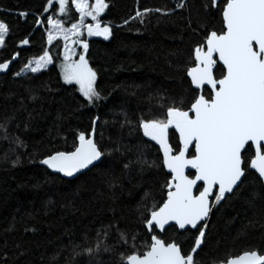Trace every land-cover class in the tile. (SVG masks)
I'll return each instance as SVG.
<instances>
[{
  "label": "snow or ice",
  "instance_id": "6c2138e0",
  "mask_svg": "<svg viewBox=\"0 0 264 264\" xmlns=\"http://www.w3.org/2000/svg\"><path fill=\"white\" fill-rule=\"evenodd\" d=\"M110 4L111 0H39L35 11H18L14 22L0 18V51L8 52L0 55V84L9 77L28 81L17 84L23 95L15 90L7 93L17 98L19 106L0 116V141L10 145L2 159L15 168L25 156L41 167L42 175L31 185L35 190L93 171L112 199L125 191V182L130 185L127 194L135 201L134 227H119L114 220L96 230L94 244L89 243L87 233L81 237L83 245L73 242L69 233L72 255L86 257L85 264H103L99 257L104 252L116 254L117 264H264V238L260 247L249 239L250 231L264 222V0H199L198 6L194 0H175L171 7L137 9L122 25H115L119 28L131 21L144 25L153 13H159L166 18L178 15L184 28L194 35L203 33L187 60L177 65L186 89L172 95L150 94L147 115L141 111L133 119L121 109V128L126 127L128 135L141 140L145 148L155 142L162 157L149 160L139 145L119 141L106 145L102 132L97 139L99 115L91 117L89 131L76 132L70 149L53 148L39 158L36 151H24L29 145L19 130L21 125L29 130L35 111H29L27 102H41L42 93L51 91L46 82L33 83L44 72L58 69L65 91L71 89L83 98L77 111L99 108L112 95L99 86V70L90 63L89 55V38H115L114 25L104 18ZM213 12L220 17L219 31L208 28ZM13 23L22 35L9 52ZM41 30L40 54L13 72L11 65L19 62ZM168 63L171 67V61ZM153 107L158 114L153 115ZM20 112L27 113L23 121L17 119ZM71 115V111H58L57 120L63 122ZM155 171L166 177L159 200L150 183ZM134 179L138 182L133 183ZM240 200L247 223L241 224L233 243L245 240L249 246L204 261L201 254L213 239L210 223L214 210ZM57 203L48 195L41 207L48 210ZM61 206L74 207V203L69 200ZM109 211L114 210L109 207ZM21 219L35 220L36 213L26 212ZM16 223L14 219L5 231H16ZM36 230L35 226L24 228ZM113 230L115 239L109 243ZM63 251L61 247L50 254L48 264H58ZM0 264H10L7 240L0 250Z\"/></svg>",
  "mask_w": 264,
  "mask_h": 264
},
{
  "label": "trees",
  "instance_id": "16d2710c",
  "mask_svg": "<svg viewBox=\"0 0 264 264\" xmlns=\"http://www.w3.org/2000/svg\"><path fill=\"white\" fill-rule=\"evenodd\" d=\"M194 2L199 5V0ZM174 3L175 0H111L110 10L106 11L104 18L114 25L115 38L110 41H104L102 38L90 39L89 55L90 63L99 70V86L105 90V94L111 91L112 95L99 108L89 110L85 107L77 111L78 102H82L83 98L78 93H73L71 89L65 91L67 86H62V81L58 78V69L44 72L33 83L39 85L46 82L51 91L42 93L41 102L36 104L27 102L29 111L33 109L35 111L29 130L24 131L23 125L19 130V134L29 145L24 151H36L39 158L53 148L70 149L76 132L89 131L91 117L99 115L97 139L102 132L106 145L117 141L139 145L149 160L162 157L155 142H149V146L145 148L141 140L128 135L126 127L121 128L119 123L123 119L121 109L123 108L134 119L141 111L145 115L148 114L150 105L147 98L150 94L155 95L159 91L172 95L186 89L187 84L180 82L182 72L177 71V65L187 60L193 44L201 39L203 33L194 35L184 28L178 15L166 18L159 13H153L144 25L135 21L119 28L115 25H122V21L134 15L137 9L171 7ZM38 4L39 0H0V18L14 22L18 11H35ZM158 19L161 22L158 23ZM169 19L173 22H167ZM208 28L217 31L221 28L220 17L215 12L208 18ZM136 29L140 31L137 32ZM13 32L12 39L8 41L9 52L22 35L20 28L14 23ZM41 46L42 30L34 34L32 46L23 50L21 59L13 63L11 70L13 72L19 70L28 58L39 55ZM173 52L179 55L172 56ZM7 54L8 52L0 51V55ZM168 61H171V67ZM27 82L25 79L15 81L9 77L7 83L0 84V116L5 112H11L14 106H19L17 98L10 97L7 93L15 90L23 95V90L18 88L17 84ZM116 85L120 87L117 88ZM58 111L66 113L71 111L72 115L67 120L59 122ZM155 114H158V110L153 107V115ZM26 117V112H20L17 119L23 121ZM172 143L175 144V140ZM9 147L8 142L0 141V250H3L4 241L7 240L10 264L12 261L16 264H48L50 254L57 252L61 247H64V251L58 264L76 262L85 264L86 257L72 255L69 233L72 234L73 242L82 245L84 241L81 237L87 233L89 243L94 244L96 230L114 220L119 221V227H124L125 224L135 226L132 215L135 201L128 197L127 189L130 185L127 182L125 191L117 192L115 199L110 198L95 171L70 182L58 181L55 185L35 190L31 185L42 175L43 169L35 163H30L25 156H22L20 165L12 168L2 159ZM132 158L135 159V156ZM114 159L118 160L119 157ZM165 179L162 171L152 173L150 183L157 200L160 198V185H163ZM136 182L138 181L134 179L133 183ZM48 195H52L59 203L44 210L41 204ZM138 199L139 194L136 196V200ZM69 200L73 201L74 207L61 206ZM242 205L243 201L240 200L215 211L210 223L213 239L201 254L204 261L223 256L229 249L235 252L249 246L245 240L233 243L241 224L247 223L245 208ZM109 207L114 211H109ZM26 212H35L36 219L22 220L21 217ZM247 215L251 216L252 212L248 211ZM14 219L17 222V230L6 232L5 229L10 227ZM33 226L37 229L35 232L24 231L25 227ZM262 238L264 222L258 223L249 233L253 246L260 247ZM114 239L115 230L112 231L109 243ZM16 245L20 246L19 249ZM118 251L123 249L120 248ZM19 253L24 255L21 256ZM99 259L103 264H117V256L114 253H101Z\"/></svg>",
  "mask_w": 264,
  "mask_h": 264
},
{
  "label": "water",
  "instance_id": "95a60500",
  "mask_svg": "<svg viewBox=\"0 0 264 264\" xmlns=\"http://www.w3.org/2000/svg\"><path fill=\"white\" fill-rule=\"evenodd\" d=\"M12 65H13V64H12ZM12 65H11V66H12ZM161 156H162V154H161ZM165 171H166V170H165ZM215 211H216V210H214V213H213V215L211 216V219L213 218V216H214V214H215Z\"/></svg>",
  "mask_w": 264,
  "mask_h": 264
},
{
  "label": "rangeland",
  "instance_id": "374dc122",
  "mask_svg": "<svg viewBox=\"0 0 264 264\" xmlns=\"http://www.w3.org/2000/svg\"><path fill=\"white\" fill-rule=\"evenodd\" d=\"M92 38H102V37H92ZM92 38H89V39H92ZM103 39V38H102Z\"/></svg>",
  "mask_w": 264,
  "mask_h": 264
}]
</instances>
